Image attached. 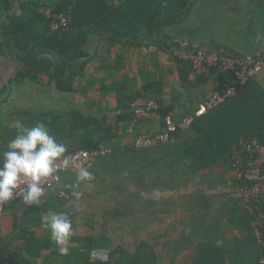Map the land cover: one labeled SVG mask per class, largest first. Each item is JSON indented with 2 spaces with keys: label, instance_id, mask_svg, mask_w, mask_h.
Wrapping results in <instances>:
<instances>
[{
  "label": "crops",
  "instance_id": "1",
  "mask_svg": "<svg viewBox=\"0 0 264 264\" xmlns=\"http://www.w3.org/2000/svg\"><path fill=\"white\" fill-rule=\"evenodd\" d=\"M193 5L199 6L200 12L213 16V37L205 40L193 38L199 29V24H188L193 9L191 8L186 19L168 28L175 32L174 36H170L172 40L186 41L195 51L226 50L240 57H253L264 52V0H197ZM19 15V1L13 0L10 12L0 14V26L7 18ZM170 48L160 51L151 47L148 41L137 46L123 40L104 41L92 36L86 44L90 58L85 71L76 81L78 90L74 93L59 92L55 82L50 81L55 68V62L50 56L41 57L37 68L29 72L30 75L26 73L28 74L26 77L20 75L23 65L19 61L11 57H0V150L5 149L7 143L15 138L14 130L20 127L21 119L24 121L48 113L60 117L72 111L84 113L98 122L95 133L89 129L91 135L86 134L88 137L76 134L65 142L68 149L75 148L84 140L90 139L95 142L100 137H104L103 142L107 149L114 147L118 149V152L111 154V162L99 160L104 169L99 176L103 178L106 175L107 180H99L102 181L99 183L92 179L74 188L76 178L72 180L69 177L63 180L64 175H61L59 185L45 189V195L39 204L21 203L6 207L0 222V264H9L10 259L18 264L105 262L106 260L98 259L93 254L94 251L99 250L108 252L110 239L104 233L98 238L93 236L96 231L95 226L90 227L89 222L85 220L94 217L96 205L102 210L103 205L115 206L117 202L120 203H117V207L125 206V202L129 200L138 202V206H142V202H147L153 209L159 206L166 209L165 213L153 210L150 214L151 223H158L160 218L166 219V222L168 220L173 222L174 216L182 218L188 213L174 212L173 201L169 200L172 197L198 194L196 199L201 203L196 206L199 208L197 209L200 213L199 217L208 214L209 200H214L212 202L218 207V202L222 198H227L228 201L221 204L219 209H226L228 214L233 212L235 218L238 216L241 205H238L239 202L234 196L236 189L227 182L225 186L214 183L200 185L196 184L198 177L187 187L169 191L151 189L147 191L149 194L138 184L135 186L122 184V180L129 178V170H125L124 175L121 176L116 166L125 160L127 155L125 151L132 147L133 137L138 134L153 135L160 132L163 129L164 114L176 124L183 118L192 116L199 104L217 87L219 71L210 75L200 72L192 74L181 66L178 68L176 61L183 54V50L173 45ZM258 79L264 85V78ZM149 84H154V90L158 91L152 97L155 96L160 100V112L143 119L129 116L130 112L124 111L123 106L139 99L138 94ZM158 84L161 85L160 90ZM92 124L94 125V122ZM128 128L133 129V135L127 133ZM160 155L165 157L164 153H156L152 158L159 159ZM95 160L92 166L87 168L88 170L94 166ZM141 165L140 163L138 167L135 166L133 171L139 170ZM155 171L157 174L159 169L154 168V174ZM73 174L77 175V171ZM232 179L233 172L226 171L225 180ZM74 190L81 193L79 201L72 195ZM62 194L67 196L64 197ZM232 199L235 201L229 206L228 202ZM36 208L40 211L33 210ZM104 208L108 209V207ZM240 208L244 210L242 206ZM183 209L186 211L187 207ZM50 212L65 213L72 221L73 231L68 244L65 245L66 254H61L59 247L50 238V230L45 227ZM244 212L243 215L241 214L243 217L245 214L247 216L245 210ZM100 214L105 215V211ZM231 219L232 217L230 221ZM223 221L227 223L225 217ZM245 223L242 224L243 228ZM212 238L211 232L201 229L194 232L192 240L196 244H203L211 241ZM28 239L35 243H44L49 248L41 251L39 256L32 257L24 251ZM239 239L241 238L235 235L233 245L232 241L225 237L217 243L233 247Z\"/></svg>",
  "mask_w": 264,
  "mask_h": 264
},
{
  "label": "trees",
  "instance_id": "2",
  "mask_svg": "<svg viewBox=\"0 0 264 264\" xmlns=\"http://www.w3.org/2000/svg\"><path fill=\"white\" fill-rule=\"evenodd\" d=\"M18 1L20 15L7 18L0 26V57H11L19 61L23 65L20 75L26 77L29 72L37 68L41 57L50 56L55 62L50 81L55 82L59 92L74 93L78 90L76 81L85 71L90 58L86 51V44L90 37L96 36L104 41L123 40L137 46L148 41L151 47L160 51L170 50V46L175 45L171 43L172 38L167 33L168 28L186 19L193 3L197 0ZM12 4L13 0H0V14L10 12ZM49 7L55 13L67 15L68 31L52 32L50 30V20L45 16V11ZM176 64L178 68L181 66L190 71L188 64L180 58H177ZM216 71L218 70L204 68L200 74H216ZM217 78L215 91H220L228 80V75L220 72ZM157 86L160 90L161 85ZM157 92L154 90V84H149L142 88L138 96L155 100L159 113L160 100L155 96L152 97ZM131 105L132 103L129 102L123 106L124 111L130 112L129 116H133ZM162 118L164 129L165 114ZM93 122L94 125H91ZM97 122L84 113L72 111L60 117H54L48 113L33 116L24 121L21 119L20 127L31 128L37 123H43L58 142L65 143L76 134L88 137L91 135L88 132L89 129L95 133ZM20 127L15 129L14 133L17 134ZM187 130L174 134L172 140L164 144L168 147L156 152L164 153L165 157L160 155L159 159H154L152 157L156 153L148 151L140 155L141 159L137 161H140L142 165L139 169H159L157 174L155 171V174L144 178L142 184L137 181L145 192L151 189L175 190V182L180 181L181 178L182 183H185L187 187L199 177L201 170L210 164L220 165L223 169V177L215 180L214 185L225 186L226 182L228 183L225 180L226 171L241 170L245 162L244 155L240 154V143L252 139L263 140L264 85L258 78L250 79L234 97L205 116L195 119ZM183 136H187L184 140L185 145L179 147L181 154H177L179 150L174 146ZM103 141L104 137H100L95 142L90 139L84 140L75 148L68 149L67 154L78 150L95 151L101 145H106ZM111 150L118 152L116 147ZM133 150L139 149L133 147L127 149L126 157H134ZM124 173L123 171L120 175L123 176ZM200 185H206V183ZM241 206L248 218L242 238L237 240L233 247L218 244L213 239L199 244L188 264H259V261L264 258V247L260 243L264 241V202L252 201L248 205ZM119 208L122 209V206L117 207ZM117 209L113 213V209L108 212L107 217L115 221L125 216L137 214L146 216L153 210H160L161 213H165L166 210L163 206L153 209L147 202H142V206H134L132 211L121 213ZM33 210L40 211L39 208ZM258 235H260V241ZM48 248L49 246L44 243H35L28 239L24 251L33 257L39 256L41 251ZM160 262L159 247L142 242L133 252L124 244L108 249L107 260L100 264H160ZM9 264L18 263L10 259Z\"/></svg>",
  "mask_w": 264,
  "mask_h": 264
},
{
  "label": "rangeland",
  "instance_id": "3",
  "mask_svg": "<svg viewBox=\"0 0 264 264\" xmlns=\"http://www.w3.org/2000/svg\"><path fill=\"white\" fill-rule=\"evenodd\" d=\"M199 7V6H198ZM196 6H192L193 8L191 10V15L188 18V24L198 23L199 29L197 30V33L193 38H198L200 40H205L208 38H212L214 35L213 32V16L212 15H206L203 12H200ZM198 10V11H197ZM187 24V25H188ZM167 33L169 36H174L175 32L174 30H168ZM264 78V77H263ZM189 132L188 130L186 131ZM187 135V134H186ZM187 136H183L180 140H178L177 144L174 146L178 150L179 147H182L185 145V141ZM168 146H159L151 148L150 150H133L135 151L134 157H125V160L120 163V165L116 166L118 170H120V173L123 174V171L129 170V178H125V180H122V184L127 185L129 184H137L136 181L141 182L144 178H147L149 175H151L154 171V168L149 170L147 168L139 169L140 172H134L135 166L138 167V165L141 163L137 160H140V155L144 154L145 152H160L163 151L162 149H165ZM171 147V145H170ZM109 149V148H108ZM110 151H113L110 149ZM116 153V151H113L112 153L108 154L105 157H98L95 158V164L94 166L89 170L93 174V180H97V182H102L107 180V176L104 175L103 178H100L99 174L104 171L103 166L99 163L100 159H103L105 161H110L112 155ZM129 153V152H128ZM130 154V153H129ZM177 154H181V151H177ZM134 158V160L132 159ZM143 160V159H142ZM98 162V164H96ZM111 162V161H110ZM144 163V162H143ZM146 163V161H145ZM149 164V163H147ZM106 165V163H105ZM137 171V170H136ZM74 172H67L62 175L63 180L67 178H71L72 180L76 178V175L73 174ZM223 177V169L220 165H213L211 168L209 167L205 172L201 173L199 175V180L196 182V184H209L215 182V180H219ZM102 180V181H99ZM182 178L180 181H176L174 188L175 190L178 188H184L186 187L185 183H182ZM120 183V182H119ZM117 183V184H119ZM144 183V182H143ZM144 185V184H143ZM173 186V185H172ZM101 189H106L104 187H101ZM198 194H191L190 196H182V197H172L169 201H173V211L174 212H185L188 213V215H183L182 218L174 216L173 222H170L171 220H168L166 222V219L159 220L158 223H151V217H150V208L148 214L146 216L137 214L134 216H125L122 219H118L119 221H114L107 216V213L110 212L112 209V213L115 212L114 210L117 209V203L116 205L106 204L102 206V210H99V206L96 205V211L95 215L92 218L85 219L86 222H89V226H95L96 231L93 233L96 238L100 236L101 233H104L107 238L110 239V248H113L119 244H124V246L129 248L130 251H135L136 247L144 242L150 245H156L159 247V251L161 253V262L160 264H188L190 262L191 256L194 255L195 250L199 244H196L192 238L194 235V232H198L201 229L208 230L213 235V238L216 240V242H220V239L225 237L227 240L232 241V245L235 242L234 238L235 235H237V238H242V235L244 234V228L243 223L246 222V214L244 217L242 216L245 212L242 208H240L241 204L238 203L239 210L238 216L235 218L234 214H228L226 209H219L221 204H223L225 201H228L227 198H222L218 202V207L215 206V202H212L214 200H209L207 202V215L205 217H199L198 213L199 208H196L197 204L201 205L199 203V199H196ZM161 200V199H159ZM235 200L232 199V201L228 202V205H233ZM96 204V202H95ZM120 204V203H118ZM138 202L134 201H126L125 206H122V209L119 208L121 213L124 211H132L134 206H138ZM104 207H108V209H105ZM133 207V208H132ZM186 211L183 208H186ZM131 208V209H130ZM201 208V207H200ZM228 209V208H227ZM105 211V215L100 214V212ZM181 212V213H182ZM197 214V215H196ZM242 214V215H241ZM102 215L103 217L101 218ZM224 217L227 219V223L223 221ZM232 217L231 221L230 218ZM84 220V222H85ZM183 223V225H182ZM92 224V225H91ZM212 238V239H213ZM213 239V240H214ZM214 240V241H215ZM182 251L184 252L182 253ZM182 253V254H181ZM107 251H94V257L106 260L107 259ZM184 255V256H182Z\"/></svg>",
  "mask_w": 264,
  "mask_h": 264
},
{
  "label": "built area",
  "instance_id": "4",
  "mask_svg": "<svg viewBox=\"0 0 264 264\" xmlns=\"http://www.w3.org/2000/svg\"><path fill=\"white\" fill-rule=\"evenodd\" d=\"M45 16L50 20L52 32L68 31L69 19L63 13H55L51 7L45 11ZM172 44L183 50L180 59L188 64L192 74L200 72L204 68L215 69L228 75L220 91L212 92L201 104L192 116L183 118L179 123H174L169 117L164 119V129L153 135L138 134L132 139V147L135 149H149L170 142L174 134L189 129L195 119L205 116L223 105L228 99L234 97L239 89L250 79L264 77V52L253 57H240L227 54L225 51L199 50L193 51L188 42L173 39ZM133 117L143 119L155 115L158 104L153 99L139 98L131 105ZM133 129L128 128L127 133L133 135ZM240 154L244 155L245 162L242 169L233 172V179L228 181L235 187V198L241 205H248L252 201L264 202V137L263 140L252 139L240 143ZM110 150L101 145L95 151L78 150L67 154L69 163L64 166L58 162L53 175L41 182L45 189L53 188L60 183V177L67 172L78 171L80 166L90 168L98 157H105ZM64 197L67 196L62 194ZM22 202V193L14 196L7 202L0 203V222L6 207L19 205ZM1 237V224H0ZM260 241V235H258ZM264 247V241L260 242ZM107 260V259H106ZM264 264V258L259 261Z\"/></svg>",
  "mask_w": 264,
  "mask_h": 264
},
{
  "label": "clouds",
  "instance_id": "5",
  "mask_svg": "<svg viewBox=\"0 0 264 264\" xmlns=\"http://www.w3.org/2000/svg\"><path fill=\"white\" fill-rule=\"evenodd\" d=\"M67 152L66 144L58 142L45 124L21 127L6 148L0 150V203L22 193L25 205L39 204L45 195L41 182L53 175L58 162L68 165ZM93 178L87 167L80 166L74 188ZM72 195L77 201L81 198L78 191L74 190ZM45 227L50 230V238L59 247L61 254H66L65 245L73 231L70 217L65 213L50 212Z\"/></svg>",
  "mask_w": 264,
  "mask_h": 264
},
{
  "label": "water",
  "instance_id": "6",
  "mask_svg": "<svg viewBox=\"0 0 264 264\" xmlns=\"http://www.w3.org/2000/svg\"><path fill=\"white\" fill-rule=\"evenodd\" d=\"M210 166H212V164H210L207 167H205L204 169H202L201 173L205 172ZM134 172H140V170H137V171H134Z\"/></svg>",
  "mask_w": 264,
  "mask_h": 264
}]
</instances>
